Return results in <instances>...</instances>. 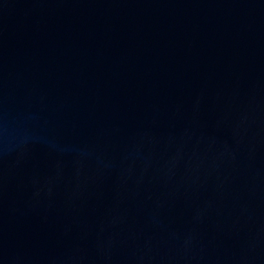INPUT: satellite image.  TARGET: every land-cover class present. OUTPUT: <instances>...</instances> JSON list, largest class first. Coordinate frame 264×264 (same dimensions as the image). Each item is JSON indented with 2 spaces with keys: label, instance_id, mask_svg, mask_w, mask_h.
Here are the masks:
<instances>
[{
  "label": "water",
  "instance_id": "obj_1",
  "mask_svg": "<svg viewBox=\"0 0 264 264\" xmlns=\"http://www.w3.org/2000/svg\"><path fill=\"white\" fill-rule=\"evenodd\" d=\"M264 219V0H147Z\"/></svg>",
  "mask_w": 264,
  "mask_h": 264
}]
</instances>
